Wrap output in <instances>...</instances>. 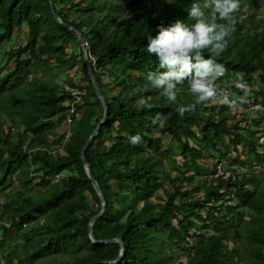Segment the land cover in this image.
Here are the masks:
<instances>
[{
    "label": "trees",
    "instance_id": "16d2710c",
    "mask_svg": "<svg viewBox=\"0 0 264 264\" xmlns=\"http://www.w3.org/2000/svg\"><path fill=\"white\" fill-rule=\"evenodd\" d=\"M51 1L82 35L106 106L83 153L105 203L91 232L96 240L119 237L123 248L117 259V242L88 238L100 203L78 155L103 109L78 40L54 20L48 0H0V264L56 254L69 257L45 264H264L262 117L247 116L246 104L231 111L216 100L180 116L177 105L195 100L187 86L169 103L145 80L158 64L147 37L160 23L191 25L188 10L202 0ZM262 5L241 0L229 20L218 21L232 31L217 58L227 69L217 83L240 95L233 81L241 73L248 100L264 109ZM16 32L23 42L2 50ZM81 88L64 138L58 125L71 91ZM135 135L141 141L133 145ZM220 160L227 175L210 177Z\"/></svg>",
    "mask_w": 264,
    "mask_h": 264
},
{
    "label": "clouds",
    "instance_id": "9594fccd",
    "mask_svg": "<svg viewBox=\"0 0 264 264\" xmlns=\"http://www.w3.org/2000/svg\"><path fill=\"white\" fill-rule=\"evenodd\" d=\"M238 9L239 0L193 2L188 10V19L193 21L191 25L179 19L168 26L160 23L156 26V35L147 37V53L158 62L156 71L145 74L147 83L169 103H176L185 85L195 98L192 103L177 105L176 111L180 116L198 104L214 100L234 110L252 102L248 100L249 89L241 73L235 74L233 84L243 95L229 91L225 95V90L217 83L227 72L217 58L226 49V38L232 31L229 24L218 21L229 20ZM139 103L142 107H150L144 100ZM140 141L139 135L130 139L133 145Z\"/></svg>",
    "mask_w": 264,
    "mask_h": 264
},
{
    "label": "water",
    "instance_id": "95a60500",
    "mask_svg": "<svg viewBox=\"0 0 264 264\" xmlns=\"http://www.w3.org/2000/svg\"><path fill=\"white\" fill-rule=\"evenodd\" d=\"M48 3H49V6H50V10H51V14L54 18V20L58 23H60L61 25L65 26L67 29L71 30L74 35L76 36L77 40H78V43H79V47H80V53H81V58L85 64V68H86V71H87V74H88V78H89V81H90V84L93 88V91L99 101V103L101 104V107L103 109V114H102V117L101 119L98 121V123L96 124L95 128L93 129V131L91 132V134L89 135V137L87 138V140L85 141V143L83 144L80 152H79V155H78V158L83 166V169L95 191V193L97 194V197H98V200H99V203H100V209L99 211L93 215L89 221H88V225H87V232H88V238L91 240L92 243H100V242H117L119 244V254H118V257L117 259L120 257L121 255V252H122V242H121V239L119 237H114V238H108V239H104V240H96L93 238V235H92V232H91V224L95 221V219L102 213L103 209H104V199H103V196H102V193H101V190H100V187L98 186L97 182L95 181V179L93 178L92 176V173H91V170H90V167H89V164L87 163V161L84 159L83 157V153H84V150L87 148V146L90 144V142L92 141L93 137L96 135L97 133V130L98 128L100 127V125L102 124V122L105 120V116H106V106L103 102V99H102V96L100 94V91L94 81V78H93V75H92V71H91V68H90V65L88 63V60H87V55H86V50H85V42L83 40V37L82 35L80 34V32L78 30H76L75 28H73L72 26L64 23L59 17L58 15L54 12L53 10V4H52V1L51 0H48ZM104 263H111V264H114L116 262V260L114 261H103ZM97 264V263H96Z\"/></svg>",
    "mask_w": 264,
    "mask_h": 264
},
{
    "label": "built area",
    "instance_id": "2783aa9c",
    "mask_svg": "<svg viewBox=\"0 0 264 264\" xmlns=\"http://www.w3.org/2000/svg\"><path fill=\"white\" fill-rule=\"evenodd\" d=\"M247 87H248V89L250 88L248 85H247ZM220 88L225 90V95L227 94V91L230 92L229 88L226 87V86H220ZM83 92L84 91L81 88V89L72 90L71 93H70L71 100L67 103V108H66L65 114H64V120H63V123H62L65 126V128L63 129L65 138L68 135V127H69V125L71 124V122L74 119V117L77 115L76 104L80 103V101H81L80 95L83 94ZM240 95H243V93L241 92ZM229 110H231V111H235V110L241 111L240 108L239 109H235V110L229 108ZM243 110L249 111V116H253L254 115L253 111H256L262 117L261 127H264V109L261 107V105L259 103L249 102L248 104H246V108H244ZM257 142L259 144H264V133L263 132L258 134ZM58 150L60 151L61 147L58 148ZM226 165L227 164H226L225 160H220L215 165V168H216L215 173L213 175H211L210 177L226 176L227 173L224 171V167ZM231 178H233V175H231Z\"/></svg>",
    "mask_w": 264,
    "mask_h": 264
},
{
    "label": "rangeland",
    "instance_id": "374dc122",
    "mask_svg": "<svg viewBox=\"0 0 264 264\" xmlns=\"http://www.w3.org/2000/svg\"><path fill=\"white\" fill-rule=\"evenodd\" d=\"M239 1H241V0H239ZM263 5L262 6H260V9H259V11H262L263 10ZM240 15L242 16V14L240 13ZM239 15V16H240ZM240 16V17H241ZM23 42V34H22V32H16V33H14V35H13V38H12V41H10L9 43H6V44H4L3 45V48H2V50H7L11 45H15V44H18V43H22ZM74 45H75V43H74ZM77 47V46H76ZM78 48H79V46H78ZM9 66H10V64H9ZM1 73H3V71L2 72H0V75H1ZM81 74V71L80 70H78L77 71V73H76V75H75V77H77L78 75H80ZM47 76H48V74H47ZM55 77V80L56 81H59L60 82V84H61V81H62V75L60 74V75H55L54 76ZM76 81V80H75ZM65 86V85H64ZM66 87V86H65ZM247 116H249V112L247 113ZM77 117V115L75 116V118ZM65 128V126L63 125V124H60V125H58V129L59 130H63ZM65 138V137H64ZM162 140H163V142H165V141H167V137H165V136H163V138H162ZM59 144H57V146H58ZM51 147H55V144H52V146ZM178 156V155H177ZM177 156H174L175 158L177 157ZM165 163H168L169 164V167H168V171H169V174H175L176 173V170L175 169H173V168H171V165H174L175 163H173L170 159L169 160H165L164 161ZM171 164V165H170ZM206 167H207V165H206ZM229 168H233V166H229ZM242 172H244L245 170L244 169H242L241 170ZM190 172L188 171V174H189ZM190 196V194L188 195V197ZM4 197H1V199H3ZM154 204V203H153ZM7 220H5L4 222H6ZM69 254H56V255H54V256H48V257H46V258H44V259H40V260H36L35 262H33L32 264H45V262L46 263H51L52 261H63V260H65V259H67L69 256H68Z\"/></svg>",
    "mask_w": 264,
    "mask_h": 264
}]
</instances>
